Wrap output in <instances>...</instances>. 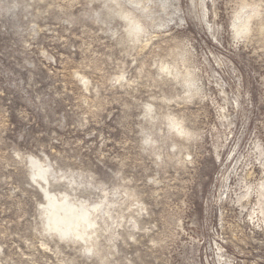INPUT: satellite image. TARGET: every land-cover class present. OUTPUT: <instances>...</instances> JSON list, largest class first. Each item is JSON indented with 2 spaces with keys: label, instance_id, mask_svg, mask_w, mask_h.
Masks as SVG:
<instances>
[{
  "label": "rangeland",
  "instance_id": "obj_1",
  "mask_svg": "<svg viewBox=\"0 0 264 264\" xmlns=\"http://www.w3.org/2000/svg\"><path fill=\"white\" fill-rule=\"evenodd\" d=\"M0 264H264V0H0Z\"/></svg>",
  "mask_w": 264,
  "mask_h": 264
}]
</instances>
